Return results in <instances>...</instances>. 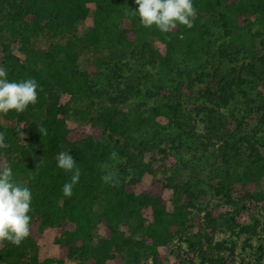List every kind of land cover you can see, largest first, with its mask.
<instances>
[{
    "label": "trees",
    "instance_id": "obj_1",
    "mask_svg": "<svg viewBox=\"0 0 264 264\" xmlns=\"http://www.w3.org/2000/svg\"><path fill=\"white\" fill-rule=\"evenodd\" d=\"M222 1L193 0V5L196 12H214ZM89 3L94 5L93 27L83 35L60 40L88 15ZM138 7L135 0H0V67L6 69L9 81L33 78L39 85L35 104L22 113L0 114V132L10 145L0 149V159L9 162L13 179L32 193L31 235L19 246L8 241L0 245V264H62L66 259H77V264H105L108 259L115 264L156 261L160 247H169L192 224L198 225L201 211L209 229L205 238L212 243L221 205L235 206L233 223L238 222L240 208L264 209V190L258 188L264 177V40L261 52H250L249 61L238 63L233 60L238 54L223 44L214 47L213 32L200 18L194 19L191 28L178 24L162 33L155 26L141 25L135 13ZM236 10L237 17L249 10L264 14V0L240 3ZM218 19L227 32L236 23L227 11L220 12ZM42 37L50 39L45 46L36 44ZM153 38L164 44L165 52L153 46ZM13 42L19 43L21 55L13 51ZM183 46L190 57L201 61L187 65L186 81L177 82L174 98L142 108L145 104L133 98L143 83L139 72L168 63ZM83 50L95 54V60L80 69ZM226 58L234 64L225 68ZM106 70L107 82L96 86L95 76ZM63 94L89 97L83 114L90 122V132L68 127L71 107L61 101ZM237 94L251 102L254 119L220 110ZM184 106L201 117L203 131L178 134L176 142L172 140L174 153L185 158L169 174L158 176L154 158L147 159L158 144L139 139L134 130L146 121L145 111L153 118L167 113V107L175 120ZM41 128L46 135L40 133ZM61 150L69 152L81 172L70 198L63 195L62 187L73 173L57 167L56 155ZM113 151L119 161L111 166ZM209 155L215 158L208 163L216 185L213 196L207 198L203 184L209 182L198 172L203 169L202 158ZM187 168L191 175L183 179L182 171ZM107 171L116 172L115 185L102 182ZM145 173L152 179L136 192L135 184ZM166 188L173 192L171 208L163 195ZM143 208H150L152 220L139 224V234H128L125 222L140 216ZM48 226L55 229L58 253L56 258L41 260L38 241Z\"/></svg>",
    "mask_w": 264,
    "mask_h": 264
},
{
    "label": "rangeland",
    "instance_id": "obj_2",
    "mask_svg": "<svg viewBox=\"0 0 264 264\" xmlns=\"http://www.w3.org/2000/svg\"><path fill=\"white\" fill-rule=\"evenodd\" d=\"M249 0H223L222 5L214 12H197L196 17L200 18L202 22L208 26L213 32L211 38L214 41V47L223 44L231 53L238 54L235 59L238 63L249 61L250 52L263 50L261 41L264 40V14L249 12L239 13L237 17V7L240 3L248 4ZM88 15L80 20L76 26L70 31L65 32L60 40L72 37L73 35H83L90 30L94 25V5L88 4ZM230 6V8H229ZM252 10V9H251ZM222 11H227L228 16L235 18L236 23L227 29L222 26V22L218 19ZM195 17V18H196ZM50 39L42 37L38 39L36 44L45 46ZM154 47L165 52L164 44L157 38L151 40ZM12 49L17 55H21L19 51V43L13 42ZM107 51H102L103 56H107ZM95 54L91 51H81L78 59V67L80 69L88 68V61L93 62ZM223 59L222 66H232L234 61ZM201 61V58L196 59L190 57L185 46L174 52L173 58L166 64H157L154 67L148 66L143 72H139L143 83L140 85V93L137 97L139 102L145 104L142 108H148L149 105L156 103L161 104L164 100L174 98V89L178 81H186L185 70L187 65L194 66ZM103 68V67H102ZM105 69V68H103ZM107 71V70H106ZM126 74L127 71H124ZM108 71L101 76H95L96 86L105 84L108 79ZM256 92V89H253ZM255 93L250 95L253 97ZM99 98V97H92ZM100 98H106L101 96ZM63 103H67L71 107V114L67 118V125L78 131L90 132L91 125L89 120L83 114L87 109L89 97H71L69 94H63L61 97ZM178 111V123L175 124L172 115L164 107L167 113H159L153 118H149L148 111L143 115L147 117L145 122H141L139 127L134 130V133L139 139H151L155 141L158 146L154 148L152 153L147 154V159L154 158V168L157 169L158 176L162 173L169 174L179 164L180 158L185 156L176 155L175 144L178 134L186 132H201L203 131V123L192 109L187 106ZM220 110L226 114H234L239 117L250 116L254 119V114L251 112V102L244 99V96L237 94L235 99H232L227 107H222ZM203 116V115H201ZM2 118V116H1ZM3 121V118H2ZM251 120L250 122H252ZM23 127H26L23 125ZM183 138V135H182ZM191 140L188 139V143ZM173 142V143H172ZM162 148L163 150H159ZM215 158L213 155L203 157L201 160L202 170L199 168L198 176L206 178L209 182H205L203 187L207 192V198L213 196V189L216 185L215 173L209 171V163ZM119 159H110L111 166H114ZM189 169L183 170V179H188L191 175L188 173ZM188 173V174H187ZM192 173V172H191ZM194 174V173H192ZM197 175V174H196ZM152 179V175L145 173L141 179L135 184V191L140 192L145 189ZM258 188L264 190V177L258 183ZM240 193H236V195ZM163 195L167 199L168 208H171V200L173 192L171 188H166ZM213 204V201H211ZM210 208V206H208ZM221 218L215 223L216 230L212 235V243H209L205 238V232L209 230L205 226L204 212L199 213L200 221L198 225H191L186 233L181 238H174L169 247L162 246L159 248L160 259L153 260L148 258L141 264H264V209L253 208L249 210L239 209L241 214L238 215L237 223L232 222V216L235 215V206L232 203H226L218 208ZM239 212V211H238ZM152 220L150 208H143L141 215L131 218L125 222L124 229L129 233H140L138 226L140 223H147ZM230 221V224L227 223ZM249 226L250 229L246 227ZM99 232L104 233L102 225L99 227ZM54 227L48 226L44 229L42 236L38 241L39 258L42 260L47 257L56 258L58 247L54 242ZM190 241L194 242L191 246ZM206 259H204V258ZM208 258L212 259L211 261ZM77 259H66L62 264H77ZM53 264H61L54 262ZM105 264H115L112 259H108Z\"/></svg>",
    "mask_w": 264,
    "mask_h": 264
},
{
    "label": "clouds",
    "instance_id": "obj_3",
    "mask_svg": "<svg viewBox=\"0 0 264 264\" xmlns=\"http://www.w3.org/2000/svg\"><path fill=\"white\" fill-rule=\"evenodd\" d=\"M135 3L139 6L135 13L138 14L141 25L146 28L155 26L162 33L173 30L178 24L187 28L193 27L197 14L193 0H135ZM7 76L6 69L0 67V114L6 115L9 111L22 113L29 104L37 102L39 85L33 78L16 82L9 81ZM40 133L46 135V130L41 128ZM9 147L5 142V134L0 132V149L6 150ZM110 158L117 159L118 153L113 151ZM56 160L58 168L73 173L71 181L62 187L63 195L70 198L73 187L79 182L80 169L76 167V161L67 150L59 151ZM101 180L115 185L118 176L114 171H107ZM31 201L30 188L17 183L13 179L9 162L0 159V245L8 241L19 246L31 235Z\"/></svg>",
    "mask_w": 264,
    "mask_h": 264
}]
</instances>
